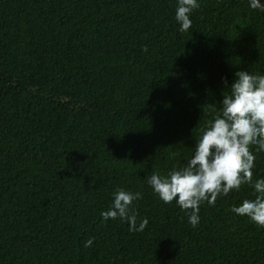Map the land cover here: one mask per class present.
I'll return each instance as SVG.
<instances>
[{
    "label": "trees",
    "instance_id": "16d2710c",
    "mask_svg": "<svg viewBox=\"0 0 264 264\" xmlns=\"http://www.w3.org/2000/svg\"><path fill=\"white\" fill-rule=\"evenodd\" d=\"M198 3L181 33L178 0H0V264H264V227L231 210L252 186L194 228L147 183L187 164L236 72L264 75V11ZM118 188L143 231L101 216Z\"/></svg>",
    "mask_w": 264,
    "mask_h": 264
},
{
    "label": "clouds",
    "instance_id": "9594fccd",
    "mask_svg": "<svg viewBox=\"0 0 264 264\" xmlns=\"http://www.w3.org/2000/svg\"><path fill=\"white\" fill-rule=\"evenodd\" d=\"M199 7L198 0H178L175 18L181 33L191 28L190 14ZM250 7L264 11L260 0H250ZM235 77L227 88L230 91L224 94L220 113L202 131L187 164L166 175L154 171L147 177L154 193L164 203L175 200L194 228L199 224L203 202L215 206L218 197L245 184L253 187L255 199H245L231 210L264 227V179L253 182L256 157L252 152L253 146L257 152H264V75L238 71ZM113 197L111 207L101 212L103 219H120L130 224V231H143L149 221L144 218L137 226L138 213L132 207L135 200L143 198L142 193L118 188ZM93 240L89 239L84 247H90Z\"/></svg>",
    "mask_w": 264,
    "mask_h": 264
}]
</instances>
